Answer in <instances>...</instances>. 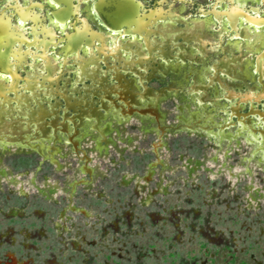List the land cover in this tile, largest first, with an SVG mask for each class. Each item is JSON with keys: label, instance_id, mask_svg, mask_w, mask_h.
Returning <instances> with one entry per match:
<instances>
[{"label": "flooded vegetation", "instance_id": "flooded-vegetation-1", "mask_svg": "<svg viewBox=\"0 0 264 264\" xmlns=\"http://www.w3.org/2000/svg\"><path fill=\"white\" fill-rule=\"evenodd\" d=\"M99 1L72 0L75 20L52 15L62 7L56 0H0V132L5 134L0 138L13 142L0 145L7 148L1 152L4 162L15 171L31 165L50 175L57 168L55 157L40 154V149L49 153L47 143L54 153L64 146L73 152L84 135L96 141L93 131L103 114L155 113L145 102L154 93L160 102L178 100V116L188 98L197 103L196 111L199 100L211 99L214 116L193 117L191 126L219 147L227 138L228 155L244 138L261 148L259 153L252 148L256 164L264 153V0H125L132 16L121 29L100 17ZM73 33L90 44L65 57ZM87 77L92 81L85 82ZM73 108L83 121L73 118ZM49 117L51 139L41 129ZM24 118L34 120L42 142L25 143L32 135ZM217 200L226 203L222 195Z\"/></svg>", "mask_w": 264, "mask_h": 264}, {"label": "crops", "instance_id": "crops-1", "mask_svg": "<svg viewBox=\"0 0 264 264\" xmlns=\"http://www.w3.org/2000/svg\"><path fill=\"white\" fill-rule=\"evenodd\" d=\"M180 107L182 113L173 120L175 131L185 138L200 135L203 139L199 151L208 142L215 145L216 151H221L222 147L209 134L196 131L190 124L193 117L214 116L213 110L200 105L201 110L196 111L187 103ZM157 109L155 113L123 117L129 121L135 118L143 132L156 135L151 152L144 155L136 148L137 137L121 132L115 120L98 123L93 131L96 141L93 140L91 149L96 155L105 160L111 148L110 142L105 140L113 138L117 144L119 139L125 143L119 151L134 150V159L143 162L141 174L126 172L119 179L108 175L106 167L83 145L89 134L81 138L73 151L77 157L75 171L65 174L61 183L53 175L39 180L38 170L31 165L15 171L2 159L1 152L7 148L0 146L1 219L6 215L5 223L0 225V264H264V249L260 243L248 242L254 234L244 235L239 231L248 230L244 221L238 224L240 228L229 229V238L223 229L214 226L210 216L213 211L203 212L193 201L201 199L202 205L207 207L208 195H213L217 202L222 195L212 188L205 189L196 180L200 169L208 171L212 180L216 178L212 172L220 173V167L224 169L217 152L203 157L198 153L185 159L183 165L188 174L183 180L191 181L184 191L186 206L182 207L178 200L174 205L160 203L161 209L147 210L156 196L176 197L170 194L171 182L163 183L164 172L172 166L160 156L161 149L166 146L164 134L172 124L163 121L159 105ZM180 118L184 125H178ZM46 148L49 153H43V158L55 157L52 162L56 170L67 171L70 162L62 159L68 153L61 148L54 153V145L50 142ZM123 159L122 165L127 166ZM110 161L117 162L115 158ZM213 163L220 164L216 171ZM156 172L158 177L154 179ZM6 174L9 176L5 177ZM109 177L112 182L102 184ZM153 180L155 187L148 190V183ZM131 192L140 198L144 213L133 212L132 201L128 198ZM32 193L38 194L37 200H32ZM260 197L262 195L251 188L250 198L260 203ZM238 199L232 198L233 201ZM228 205L226 198V207L220 213L236 212L237 217L240 209Z\"/></svg>", "mask_w": 264, "mask_h": 264}, {"label": "rangeland", "instance_id": "rangeland-1", "mask_svg": "<svg viewBox=\"0 0 264 264\" xmlns=\"http://www.w3.org/2000/svg\"><path fill=\"white\" fill-rule=\"evenodd\" d=\"M176 102H178V100L166 99L161 101L159 104V108L164 114L163 121H165L166 123L173 124V120L176 119L177 113L179 112L175 105ZM189 104L194 109L198 108L195 103L189 102ZM185 112H187V109L185 110ZM216 118L220 119L222 117L219 116ZM118 127L121 132L134 134V136L137 137L135 145L136 148L143 153V155L148 151L151 152V144L156 139V135L153 133L143 132L141 130V124L140 122H138V120L133 118L132 120L124 122L123 125H120ZM184 136L185 135L179 134L176 131H166V133L164 134L166 146L161 149L162 153L160 154V156L164 157L165 160L172 166L169 171L164 172L163 183H167L168 181L169 183L171 182L170 189H172V191L170 194L172 195L174 193L176 197L165 195L163 198H160L156 196L154 197L155 200L150 204L147 210L151 212L153 210L161 209L162 205L160 203H163L166 206L174 205L179 202L178 200L182 202L180 204L182 207L186 206L184 202L186 201L187 197L184 194V191L187 189V186L191 184V181L185 182V180H183L188 174L183 165L185 159H187L188 157H192L198 153H201V157H203L211 156L217 152L221 164L224 163L227 167L232 168L231 171H233L237 176H233L232 174H230L228 169H223L227 174L223 175L222 173L224 172L216 174L211 173L213 176L216 175L215 180H212L210 178L211 176L208 174V171L200 169L199 175L197 176L196 180L198 181V184L204 185L205 189L212 188L219 193L221 192L223 198L225 197L228 199V206H233L235 210L240 209L238 210L240 213L237 215V217H235L236 212L220 213V211H223V209L226 207V203L217 202L216 199L213 198V195L207 196L206 199L209 201V203L206 204L207 207L202 205L203 201L201 199L194 198L193 201L197 202V206L202 208L203 212L213 211V213H210V216L213 220L214 226L223 229V232L228 235L229 238H231L229 229H233L236 227L240 228V225L238 224H240L241 221H244V224H246L248 230L250 228L251 229L249 231L246 228L243 230L240 229L239 231L241 232V234H254L252 235L253 237L249 238V240L247 239L248 242L256 241L255 243H260L261 249H264V166L258 165L257 163L255 164L256 158H254V160L250 159L251 157H253L252 148L254 147L255 153H259L261 148L256 149L255 146H251L246 143L244 138L239 137L240 144L233 150L229 151L228 157L223 159V151L226 147L225 143H227V138L224 139L226 141H224L225 143H223L224 145L222 146L221 151H216L217 148L215 147V145L211 144V142L203 144L202 151H199L197 149L199 148V144L203 138L198 134L195 136L188 135V138H185ZM92 143H94L93 139H91V137L87 135L86 139L83 141V145L88 148V152L90 154L93 152V150L89 149L93 145ZM123 144L125 143L117 139L116 146L112 147L111 145V148L109 149V156L105 158V160L102 156L96 155V153H94L95 151L93 152V154L95 155L94 159L106 167L108 175H110L111 177L116 176V179H119V177H121V175L126 172L141 174L142 167H144L143 162L140 163L134 159V150L126 149L123 152L119 151V147H121ZM232 144H234V142H232ZM68 150H70V148L64 146L63 151L65 152ZM262 154L264 155L263 151H261V155ZM76 158V154L70 151L68 155H66V157L62 159L70 162V166L67 168V171H59L54 169V171H52L50 175H53V177L60 183L63 182L62 180H64L65 174H71L75 171L74 169L77 166ZM111 158H115L117 162L114 164L112 161H110ZM122 158H124L123 160L127 162V166L122 165ZM213 164L215 165L213 170L216 171L220 164ZM45 173V169H41L37 172L39 180L44 178L43 174ZM157 175L158 172L155 173L154 179H157ZM110 179V177L107 178L105 182H102V184L112 182ZM155 184L156 183L154 182V180L149 182L147 186L148 190L155 187ZM250 186L252 190H257L260 195H262L259 200L260 203L250 198ZM124 190L127 189H123V191ZM233 197L239 198L238 201H233ZM128 198L132 201L131 204L133 212H145L144 207H141L139 201L140 198L135 195V193H129ZM215 208L217 209L216 212L214 211ZM224 222L227 223V226L224 224ZM190 247L192 248V246Z\"/></svg>", "mask_w": 264, "mask_h": 264}, {"label": "water", "instance_id": "water-1", "mask_svg": "<svg viewBox=\"0 0 264 264\" xmlns=\"http://www.w3.org/2000/svg\"><path fill=\"white\" fill-rule=\"evenodd\" d=\"M58 3L62 4V7L57 10L54 11L52 13V15L58 19H68L71 16L75 17V20H77L78 18L75 16V12L72 11V0H56ZM98 14L100 15V17L106 22L107 25L116 28V29H121L123 27V25L128 24L129 20L131 19V11L130 8L128 6V4L126 3L125 0H121V1H117V2H111L110 0H100L97 5H96ZM79 36L75 33H73L72 35L68 36V41L67 44L70 45V49L69 50H65V53L63 54L65 57L68 55V51H70V53H77L79 52V48L81 47V45L83 43L85 44H90V41H88V39L86 38H78ZM61 50H59L57 52V54H60ZM0 70L3 71V69L0 67ZM2 77H5V75L2 74ZM87 81H92L91 77H87L85 82ZM81 82H84V80H81ZM152 89V88H151ZM153 90V89H152ZM72 91H74L77 94V88L75 87L74 89H72ZM153 92V91H151ZM150 92V93H151ZM115 95L117 97V100H121V93L120 92H115ZM97 97H99L97 95ZM147 98V99H146ZM145 102H147L149 105L154 106L157 109L158 105L160 104V100L158 99V97L154 94L151 93L150 97H145ZM187 101H191V103H194V100H191L190 98L187 99ZM252 98H251V102H252ZM143 102V103H145ZM200 105L210 108V105L212 103L211 99H201L199 100ZM128 102H126L127 104ZM154 103V104H152ZM118 104V102H117ZM197 104V103H196ZM111 108H114L113 106ZM110 109V108H109ZM215 109V108H214ZM71 111H73V118H77L80 121H83V117L81 115V113H78L77 109H70ZM158 110V109H157ZM76 112L78 114H76ZM24 114V113H22ZM111 116H109V114L107 113L106 115H102V117L99 119L98 123L101 122H105V121H109V120H113V119H117V118H121L124 116H128L131 114H126L124 112H121L119 110H112L111 111ZM245 116H247L249 113H243ZM34 120L31 121L28 119L24 118V122L27 123V127L29 128L28 133L32 135V137H30V141H25V143H30L31 140L32 142H42V137L39 136V129L38 127L34 126L33 123ZM87 122H90L89 120H86ZM32 122V123H31ZM50 122V117L47 118V122L44 123V127L45 128H41L43 133L46 132V136H44L45 138L47 137V139H51L48 136H51V131L50 129L48 130V123ZM91 123V122H90ZM124 122L121 123H117L118 125H123ZM88 124V123H87ZM169 127V128H168ZM167 127V132L170 131V128H172V126H168ZM0 135L4 136L5 134L0 132ZM92 138V134L89 135ZM258 136V135H257ZM93 140L95 139L94 137L92 138ZM113 138H111L110 140H105L106 143L110 142V145H112V147L116 146V141L112 140ZM10 139L8 138H0V143H13V142H9ZM221 145V144H220ZM41 146V145H40ZM90 150H93L91 148H89ZM228 151L225 150V157L228 156ZM40 154L42 155V149H40ZM232 172V171H231ZM233 173V172H232Z\"/></svg>", "mask_w": 264, "mask_h": 264}, {"label": "bare ground", "instance_id": "bare-ground-1", "mask_svg": "<svg viewBox=\"0 0 264 264\" xmlns=\"http://www.w3.org/2000/svg\"><path fill=\"white\" fill-rule=\"evenodd\" d=\"M118 120H119V119H118ZM10 144H11V143H10ZM0 145H2V143H0ZM262 155H263V154H262ZM262 159L264 160V155L261 157L260 160H262ZM260 160H257V162H256L258 165H261V164H262V163H260V162H261Z\"/></svg>", "mask_w": 264, "mask_h": 264}]
</instances>
